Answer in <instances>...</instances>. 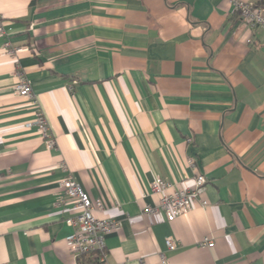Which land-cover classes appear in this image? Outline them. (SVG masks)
I'll list each match as a JSON object with an SVG mask.
<instances>
[{
    "label": "crops",
    "instance_id": "crops-1",
    "mask_svg": "<svg viewBox=\"0 0 264 264\" xmlns=\"http://www.w3.org/2000/svg\"><path fill=\"white\" fill-rule=\"evenodd\" d=\"M0 24V264H78L65 177L121 223L104 264H264V31L232 0H0ZM196 173L207 205L143 214Z\"/></svg>",
    "mask_w": 264,
    "mask_h": 264
},
{
    "label": "built area",
    "instance_id": "built-area-1",
    "mask_svg": "<svg viewBox=\"0 0 264 264\" xmlns=\"http://www.w3.org/2000/svg\"><path fill=\"white\" fill-rule=\"evenodd\" d=\"M256 0H232L235 10L240 19L249 27H260L264 31V9L255 5ZM4 30L0 24V36L4 35ZM9 43H4V49H8ZM7 51V50H6ZM15 93L23 98L32 97V89L28 79L23 74L18 75L14 85ZM37 126L38 131L46 138L47 147L54 144L53 136L45 116L38 112L36 118L28 126ZM207 178L202 173H196L193 178L184 182L183 185H172L167 183L160 176H155L150 183L151 195L157 197L155 203L147 204L143 208V214L150 219L163 215V218L171 222L178 216L184 214L192 204L199 200L202 205H207L203 194ZM67 199H70L78 209V212L68 218L71 226V233L66 242L69 251L75 258L81 255L94 254L99 264L106 262L107 254L105 250L104 238L107 233L120 227V221L105 215H97L96 212H103L104 206L100 197L92 199L81 185L71 177L59 180ZM62 201V200H60ZM168 250H175L178 241L171 236L165 238ZM201 246L213 247L214 242L204 237ZM118 264H126L125 261Z\"/></svg>",
    "mask_w": 264,
    "mask_h": 264
},
{
    "label": "trees",
    "instance_id": "trees-1",
    "mask_svg": "<svg viewBox=\"0 0 264 264\" xmlns=\"http://www.w3.org/2000/svg\"><path fill=\"white\" fill-rule=\"evenodd\" d=\"M255 5L264 9V0H256ZM78 264H99L94 254L81 255L77 258Z\"/></svg>",
    "mask_w": 264,
    "mask_h": 264
}]
</instances>
